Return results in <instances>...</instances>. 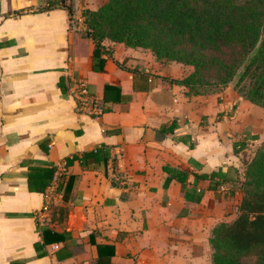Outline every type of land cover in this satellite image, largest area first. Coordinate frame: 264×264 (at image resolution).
I'll return each mask as SVG.
<instances>
[{
	"label": "crops",
	"instance_id": "crops-1",
	"mask_svg": "<svg viewBox=\"0 0 264 264\" xmlns=\"http://www.w3.org/2000/svg\"><path fill=\"white\" fill-rule=\"evenodd\" d=\"M105 1L81 0L75 28L53 0H0V264H212L242 191L208 175L244 178L264 106L232 85L188 94L175 80L193 67L148 48L96 47L82 11ZM77 79L99 118L77 109Z\"/></svg>",
	"mask_w": 264,
	"mask_h": 264
},
{
	"label": "trees",
	"instance_id": "trees-1",
	"mask_svg": "<svg viewBox=\"0 0 264 264\" xmlns=\"http://www.w3.org/2000/svg\"><path fill=\"white\" fill-rule=\"evenodd\" d=\"M52 3L47 8L60 3L75 18V0ZM82 14L96 47L110 39L148 48L162 62L191 65L175 80L188 94L213 93L239 73L235 89L264 106V0H106ZM208 176L213 189L228 183L242 191L236 217L212 230V264H264V141L246 161L242 180L222 169ZM39 229L40 250L53 232L46 225Z\"/></svg>",
	"mask_w": 264,
	"mask_h": 264
},
{
	"label": "built area",
	"instance_id": "built-area-1",
	"mask_svg": "<svg viewBox=\"0 0 264 264\" xmlns=\"http://www.w3.org/2000/svg\"><path fill=\"white\" fill-rule=\"evenodd\" d=\"M71 25L76 28L74 17L71 18ZM71 88L79 111L87 112L95 118H99L102 115L104 109L101 100L91 92L87 80H73ZM221 187L224 188L223 186ZM55 247L57 248L58 245L56 244Z\"/></svg>",
	"mask_w": 264,
	"mask_h": 264
},
{
	"label": "rangeland",
	"instance_id": "rangeland-1",
	"mask_svg": "<svg viewBox=\"0 0 264 264\" xmlns=\"http://www.w3.org/2000/svg\"><path fill=\"white\" fill-rule=\"evenodd\" d=\"M238 75H239V73L229 82V83H227V84H225V85H219V86H217V87H219L218 89H216V91H213V93H217V92H220V91H222L226 86H228V85H232L233 86V88L235 89V87H234V85L236 84V82H237V78H238ZM238 89V88H237Z\"/></svg>",
	"mask_w": 264,
	"mask_h": 264
},
{
	"label": "water",
	"instance_id": "water-1",
	"mask_svg": "<svg viewBox=\"0 0 264 264\" xmlns=\"http://www.w3.org/2000/svg\"><path fill=\"white\" fill-rule=\"evenodd\" d=\"M80 1H81V0H75V7H76V10H77V14L75 15V17L80 16V15H79Z\"/></svg>",
	"mask_w": 264,
	"mask_h": 264
}]
</instances>
